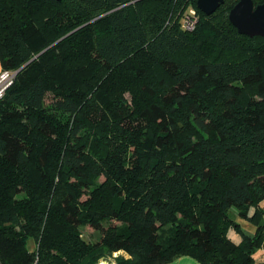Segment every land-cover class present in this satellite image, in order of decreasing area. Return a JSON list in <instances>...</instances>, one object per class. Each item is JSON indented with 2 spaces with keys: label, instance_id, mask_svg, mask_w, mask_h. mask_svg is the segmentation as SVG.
Masks as SVG:
<instances>
[{
  "label": "trees",
  "instance_id": "16d2710c",
  "mask_svg": "<svg viewBox=\"0 0 264 264\" xmlns=\"http://www.w3.org/2000/svg\"><path fill=\"white\" fill-rule=\"evenodd\" d=\"M237 1L0 0V64L18 70L0 98V264H264V223L229 214H264V37L231 24Z\"/></svg>",
  "mask_w": 264,
  "mask_h": 264
},
{
  "label": "water",
  "instance_id": "95a60500",
  "mask_svg": "<svg viewBox=\"0 0 264 264\" xmlns=\"http://www.w3.org/2000/svg\"><path fill=\"white\" fill-rule=\"evenodd\" d=\"M223 1L196 0V5L205 14H211ZM228 18L238 33L264 37V2L255 5L252 0H238L229 10Z\"/></svg>",
  "mask_w": 264,
  "mask_h": 264
},
{
  "label": "rangeland",
  "instance_id": "374dc122",
  "mask_svg": "<svg viewBox=\"0 0 264 264\" xmlns=\"http://www.w3.org/2000/svg\"><path fill=\"white\" fill-rule=\"evenodd\" d=\"M188 5H192V4H188ZM260 206L262 208H264V199L261 201ZM252 212H253V210H251V214H252ZM229 214H230V217L239 224L241 230L243 232L247 233V234H253L256 231L257 225L260 224V223H264V214H260V216L256 220L255 219L252 220V219H248V218L242 217L238 213V209L236 207H231L230 210H229ZM83 233H84L85 236H87V235L90 236L91 235L93 238H98L99 237V232L93 230L90 226L83 227ZM228 236L230 238H232L236 242H238L240 240V238H241V235L235 229H230L229 232H228ZM27 245L29 246L30 249L32 247L33 248L35 247V243H34L32 238L28 239ZM262 252H264V249L262 247H259L257 249V252L255 253V256H257L259 258L260 257L264 258V255H262ZM119 254H123V255L127 256V254L124 251H119V252L113 253V255L111 257L107 258V259L108 260H112V258L114 256L119 255Z\"/></svg>",
  "mask_w": 264,
  "mask_h": 264
},
{
  "label": "built area",
  "instance_id": "2783aa9c",
  "mask_svg": "<svg viewBox=\"0 0 264 264\" xmlns=\"http://www.w3.org/2000/svg\"><path fill=\"white\" fill-rule=\"evenodd\" d=\"M199 20V13L193 5H188L184 8L180 20L181 28L187 31H192ZM16 71L10 69H1L0 71V98L3 97L7 88L13 83ZM107 261H103L105 264Z\"/></svg>",
  "mask_w": 264,
  "mask_h": 264
},
{
  "label": "crops",
  "instance_id": "0c3cea01",
  "mask_svg": "<svg viewBox=\"0 0 264 264\" xmlns=\"http://www.w3.org/2000/svg\"><path fill=\"white\" fill-rule=\"evenodd\" d=\"M1 69H2V67L0 64V71H1ZM162 264H202V263H200L197 259H195L189 255H182V256H180V257H178V258H176L170 262L162 263Z\"/></svg>",
  "mask_w": 264,
  "mask_h": 264
}]
</instances>
